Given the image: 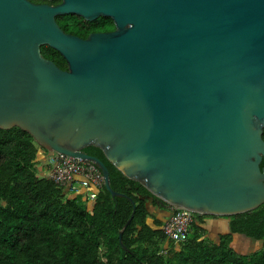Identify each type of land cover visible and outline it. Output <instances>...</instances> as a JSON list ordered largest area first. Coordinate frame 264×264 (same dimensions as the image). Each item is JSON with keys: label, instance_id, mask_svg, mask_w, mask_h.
Returning <instances> with one entry per match:
<instances>
[{"label": "water", "instance_id": "obj_1", "mask_svg": "<svg viewBox=\"0 0 264 264\" xmlns=\"http://www.w3.org/2000/svg\"><path fill=\"white\" fill-rule=\"evenodd\" d=\"M66 13L110 16L116 28L82 37L59 24ZM15 125L95 162L113 195L125 194L88 145L173 208L259 206L264 0H0V127Z\"/></svg>", "mask_w": 264, "mask_h": 264}, {"label": "trees", "instance_id": "obj_2", "mask_svg": "<svg viewBox=\"0 0 264 264\" xmlns=\"http://www.w3.org/2000/svg\"><path fill=\"white\" fill-rule=\"evenodd\" d=\"M57 20L82 37L115 26L112 17L104 15L88 20L66 13ZM41 49L59 66L68 67L58 49L49 44ZM41 148L46 157L48 150L29 131L18 125L0 127V264H264V202L228 215L231 232L219 241L206 238L205 228L194 219L188 239L177 243L163 229L166 220H157L156 227L149 223V188L125 174L100 146L91 144L84 150L105 161L113 189L125 195H113L104 184L92 206L81 194L70 195L66 187L40 173ZM133 212L123 230L125 248L120 232ZM233 233L262 246L251 252L237 250L231 244Z\"/></svg>", "mask_w": 264, "mask_h": 264}, {"label": "built area", "instance_id": "obj_3", "mask_svg": "<svg viewBox=\"0 0 264 264\" xmlns=\"http://www.w3.org/2000/svg\"><path fill=\"white\" fill-rule=\"evenodd\" d=\"M46 176L66 187L69 192L83 191L87 199H95L105 184L102 169L93 161L59 151H49L45 157ZM195 212L174 208L163 225L165 233L179 243L188 239Z\"/></svg>", "mask_w": 264, "mask_h": 264}, {"label": "crops", "instance_id": "obj_4", "mask_svg": "<svg viewBox=\"0 0 264 264\" xmlns=\"http://www.w3.org/2000/svg\"><path fill=\"white\" fill-rule=\"evenodd\" d=\"M42 165L47 170V165L45 163V159L42 161ZM42 166V167H43ZM41 174L46 175L47 172H44L41 169H38ZM70 195L76 196L77 194H81L82 198L85 200H88L89 206H92L94 199H87L85 193L81 190L78 192H69ZM148 206L150 209L151 214L149 215L148 221L149 223L156 227V221L161 220L165 221L168 219V217L171 215V211L173 208L167 204L159 202L158 199L154 195H148ZM199 223L202 224V226L205 228L204 236L210 240L219 241L220 238L223 235H226L231 232V218L229 216H222V215H205L204 217L198 218L196 216L195 218ZM232 246L237 249L241 250L239 247V244L236 243V241L242 240L245 245L250 244L253 245L254 241L247 238L244 234L241 233H233L232 234Z\"/></svg>", "mask_w": 264, "mask_h": 264}, {"label": "rangeland", "instance_id": "obj_5", "mask_svg": "<svg viewBox=\"0 0 264 264\" xmlns=\"http://www.w3.org/2000/svg\"><path fill=\"white\" fill-rule=\"evenodd\" d=\"M108 24H110V22H108ZM44 157H45V153H44V150H42V148H41L40 152H39V157H38L39 161L37 162V168L46 172V168L42 165V160L44 159ZM195 214H197V213L195 212ZM209 215H211V214H209ZM212 215H214V214H212ZM222 216L227 217L228 215H222ZM236 243L239 244V247L241 248V250H243V252H251V251L258 249L262 246V242H260V241L253 242V243H255L253 245H250V244L245 245L243 243V241L239 239V241H236Z\"/></svg>", "mask_w": 264, "mask_h": 264}, {"label": "flooded vegetation", "instance_id": "obj_6", "mask_svg": "<svg viewBox=\"0 0 264 264\" xmlns=\"http://www.w3.org/2000/svg\"><path fill=\"white\" fill-rule=\"evenodd\" d=\"M50 2V3H52V4H58V3H60V2H62V0H58V1H56V2H51V1H49V0H40L39 2ZM100 17V16H99ZM97 19V18H96ZM113 22H114V20H113ZM114 24H115V22H114ZM116 28V24H115V26H114V28H110V29H103V30H92V31H90V33L91 32H95V31H110V30H114ZM89 33V34H90Z\"/></svg>", "mask_w": 264, "mask_h": 264}, {"label": "clouds", "instance_id": "obj_7", "mask_svg": "<svg viewBox=\"0 0 264 264\" xmlns=\"http://www.w3.org/2000/svg\"><path fill=\"white\" fill-rule=\"evenodd\" d=\"M173 208V207H172ZM174 209V208H173Z\"/></svg>", "mask_w": 264, "mask_h": 264}]
</instances>
